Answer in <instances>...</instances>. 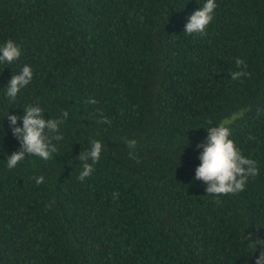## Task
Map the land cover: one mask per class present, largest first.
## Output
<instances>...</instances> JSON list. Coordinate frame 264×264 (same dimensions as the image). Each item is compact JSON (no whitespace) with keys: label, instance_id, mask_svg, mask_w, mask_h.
<instances>
[{"label":"trees","instance_id":"1","mask_svg":"<svg viewBox=\"0 0 264 264\" xmlns=\"http://www.w3.org/2000/svg\"><path fill=\"white\" fill-rule=\"evenodd\" d=\"M205 2L0 0V44L12 39L21 49L0 64V264H256L264 0H215L205 34L184 33ZM237 58L249 75L233 80ZM24 65L33 78L9 98L7 84ZM37 104L46 119L68 111L63 138L49 160L26 155L9 169L21 145L6 115ZM223 121L258 175L239 193L214 196L195 177L197 145ZM93 139L100 159L80 181L79 155Z\"/></svg>","mask_w":264,"mask_h":264},{"label":"clouds","instance_id":"2","mask_svg":"<svg viewBox=\"0 0 264 264\" xmlns=\"http://www.w3.org/2000/svg\"><path fill=\"white\" fill-rule=\"evenodd\" d=\"M216 8L215 0H206L203 6L193 11L187 23L184 26L186 34H205V30L213 19V13ZM21 49L17 43L8 39L0 44V64L11 65L19 59ZM246 68L245 61L241 58L236 59V67ZM231 79L237 80L242 76H248L249 73L243 69L230 73ZM33 78L31 66L24 65L18 74L12 75L7 84L6 95L15 99L20 90L26 87ZM89 103L95 104L97 101L90 98ZM69 113L63 111L61 118H45L43 109L37 105H29L23 109V115H9L10 127L13 135L20 142V150L7 156V167L12 169L25 159V156H37L45 161L51 158V154L57 151L53 140L59 141L63 137L60 135V125L65 122ZM100 122L111 124V120L104 117ZM23 121L22 126L17 125V121ZM211 123V122H209ZM230 121H223L217 125L206 128V143L197 145V148H203L199 155L201 163L195 170V177L202 180L207 185L208 195L222 196L227 194H236L244 190L248 177L258 175V169L255 161L246 158L236 147L234 141L230 139ZM130 149H135L137 141L124 138ZM102 151V144L99 140L91 141L89 151L80 153L79 161L82 165L78 179L84 181L94 171V165L99 161ZM133 156V152L129 153ZM91 161V163H89ZM36 184L44 182V176L35 177ZM119 193L114 192L113 197H118ZM216 203H220L219 200ZM251 234L247 239H250ZM256 264H264V251L260 252L256 259Z\"/></svg>","mask_w":264,"mask_h":264}]
</instances>
